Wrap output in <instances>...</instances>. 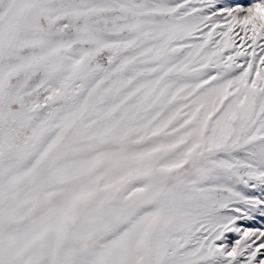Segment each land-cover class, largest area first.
Segmentation results:
<instances>
[{
    "label": "snow or ice",
    "instance_id": "snow-or-ice-1",
    "mask_svg": "<svg viewBox=\"0 0 264 264\" xmlns=\"http://www.w3.org/2000/svg\"><path fill=\"white\" fill-rule=\"evenodd\" d=\"M0 264H264V0H0Z\"/></svg>",
    "mask_w": 264,
    "mask_h": 264
}]
</instances>
